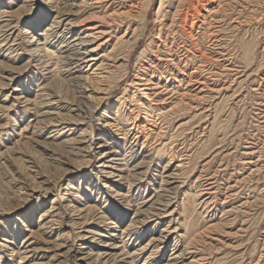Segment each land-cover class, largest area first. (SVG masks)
<instances>
[{
  "label": "rangeland",
  "instance_id": "1",
  "mask_svg": "<svg viewBox=\"0 0 264 264\" xmlns=\"http://www.w3.org/2000/svg\"><path fill=\"white\" fill-rule=\"evenodd\" d=\"M178 1L163 0L160 11V0H82L74 18V36L103 58L102 72L109 71L102 73L106 91L99 95L104 98L83 108L86 100L79 96L73 74L69 80L56 75L54 83L66 96L70 114L86 110L88 132L101 141L126 150L131 145L150 154L158 165L168 157L181 164L186 196L180 193L182 206L174 217L180 220L184 242H193L194 257L189 259L194 264H264V0ZM175 10L181 13L170 24ZM185 12L188 20L183 22ZM218 28L224 35L217 40ZM118 53L128 54L124 65L117 67L113 55ZM69 54L74 56L72 51ZM229 64L246 69L229 72ZM117 109L122 123H135L137 132L129 125L132 133L123 138L115 127L102 126L99 113L106 110L109 116L107 112L115 114ZM5 121L0 119V128ZM143 140L146 147L141 150ZM36 149L30 140L0 132V158L20 157L14 165H0V250L4 252L2 239L18 229L15 243L19 245L35 229L29 220L33 222L41 211L34 199L27 201L30 213L14 208L17 196L8 173L16 165L23 173L31 170L21 166L26 151L41 169H52ZM23 220L28 221L26 226Z\"/></svg>",
  "mask_w": 264,
  "mask_h": 264
},
{
  "label": "bare ground",
  "instance_id": "2",
  "mask_svg": "<svg viewBox=\"0 0 264 264\" xmlns=\"http://www.w3.org/2000/svg\"><path fill=\"white\" fill-rule=\"evenodd\" d=\"M81 1L0 0V89L4 90L0 91V119H6L0 132L33 142L52 167L44 171L26 151L21 166L31 172L23 173L17 165L8 172L17 196L14 208L26 211L27 201L34 199L41 211L33 222H21L35 229L19 245L15 243L20 235L17 228L2 239L9 245L4 243L6 251L0 250V263L17 257L15 264H194L189 259L194 257L193 242H184L182 225L174 217L177 211L180 214V193L186 196L181 164L168 157L158 165L150 154L137 152L131 145L126 150L101 141L88 132L86 110L80 109L82 116L70 114L66 96L54 83L56 75L69 80L73 74L79 96L86 100L83 108L104 98L99 95L106 91L103 58L97 57L95 48H85L83 38L74 36ZM163 3L160 0L159 10ZM180 13L175 10L170 24ZM182 19L188 20L187 12ZM214 33L215 39L221 35L219 28ZM127 54H114V65H124ZM233 65L226 66V71L239 74L246 69ZM105 111L99 113L98 119L105 124L100 125L115 127L123 138L132 133V125L138 131L133 122L122 123L118 109L115 114L107 112L109 116ZM1 158L0 165H14L20 157ZM185 236L189 239V233Z\"/></svg>",
  "mask_w": 264,
  "mask_h": 264
}]
</instances>
